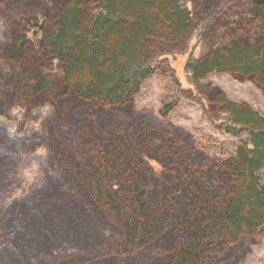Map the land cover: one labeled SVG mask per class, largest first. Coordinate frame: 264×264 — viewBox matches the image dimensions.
I'll return each mask as SVG.
<instances>
[{"label":"trees","instance_id":"16d2710c","mask_svg":"<svg viewBox=\"0 0 264 264\" xmlns=\"http://www.w3.org/2000/svg\"><path fill=\"white\" fill-rule=\"evenodd\" d=\"M195 1L0 0V116L52 108L39 131L0 128V199L12 159L48 148L44 179L0 218V264L243 260L264 231V116L219 88L201 90L222 114L217 127L237 141L234 156L217 159L133 105L166 56L192 32L201 37ZM241 5L238 25L228 20L233 36L184 67L192 80L228 73L264 92V0ZM240 22L254 29L239 38ZM31 29L41 32L38 51ZM55 76L62 89L49 97ZM177 101H163L161 118Z\"/></svg>","mask_w":264,"mask_h":264},{"label":"rangeland","instance_id":"374dc122","mask_svg":"<svg viewBox=\"0 0 264 264\" xmlns=\"http://www.w3.org/2000/svg\"><path fill=\"white\" fill-rule=\"evenodd\" d=\"M213 1H195V11L198 10L196 20L206 19V25L201 29V37L196 39L198 31L192 32L187 46L179 53L168 54L160 65L158 71L146 79L140 91L133 97L136 111H150L164 124L173 126L189 134L195 141L197 148L208 156L223 159L235 155L237 141L226 136L217 123L221 113H215L205 96L204 88H219L227 98L235 102H246L264 116V92L250 80H240L228 73H209L204 78L192 80L189 71L184 67L188 59L198 58L208 46H218L227 41L231 34L228 24L231 20L234 26L243 14L241 0H220L218 9ZM193 9V11H194ZM243 11V12H242ZM241 12V13H240ZM229 20V22H228ZM254 29L248 24L241 23L236 35L243 37L249 30ZM200 30V29H199ZM4 23L0 20V40L3 37ZM28 38L34 49L38 51L41 32L35 29L27 31ZM251 34H254L251 32ZM161 51H165L162 47ZM180 54L177 58L176 55ZM185 54V55H184ZM189 55V56H188ZM175 56V57H174ZM188 58V59H187ZM55 86L52 88L51 97L61 90V76L53 78ZM178 99L167 117L161 118L159 110L163 101ZM52 114V108L45 104L42 108L35 109L27 116L24 109L15 106L11 109V119L0 116V128H5L8 134H24L34 130H41L44 118ZM27 116V117H26ZM48 148L40 146L33 151H25L16 155L12 161V168L8 173L7 189L0 199V218L4 216L6 208L14 203L20 204L28 201L35 188L44 179L43 167L46 163ZM238 264H264V231L257 235V240L250 244L248 252Z\"/></svg>","mask_w":264,"mask_h":264}]
</instances>
